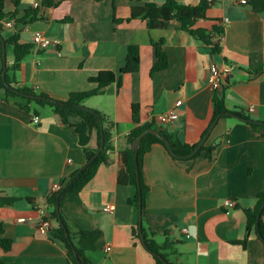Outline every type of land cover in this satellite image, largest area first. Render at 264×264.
Masks as SVG:
<instances>
[{
	"label": "crops",
	"instance_id": "obj_1",
	"mask_svg": "<svg viewBox=\"0 0 264 264\" xmlns=\"http://www.w3.org/2000/svg\"><path fill=\"white\" fill-rule=\"evenodd\" d=\"M200 1L177 0L184 6ZM148 3L163 5L165 0H6L4 42L17 35L21 43L34 44L35 33L52 41L44 49L35 46L23 62L16 74L22 86L66 101L72 93L96 89L90 79L100 72L116 76L115 83L84 102L114 122L113 151L80 192L64 198L60 213L72 231L101 232L94 251L87 253L93 264H156L134 235L139 210L130 204L135 191L127 168L128 137L138 126L133 106L139 108L140 125L153 123L190 146L198 145L216 122L204 144L216 146L212 159L205 154L177 159L161 145L144 156L142 178L149 190L142 227L157 233L159 245L174 242L163 251L172 264H264V244L258 230H247L245 214L264 192V129L252 126L264 128V10L257 11L253 2L212 4L195 29L207 30L213 38L214 27L223 30L214 51L179 30L176 21L165 30L129 21L132 8ZM8 21L12 27H6ZM160 42L168 66L153 73L154 43ZM131 46L139 50L140 69L122 75ZM212 64L232 69L219 91L228 114L263 125L229 115L214 120ZM6 66L14 68V50L7 44ZM16 101H7L0 90V200L15 201L0 205V225L12 241L9 252L0 248V259L4 264H70L65 244L52 234L55 223L50 220L53 228L40 231L38 208L45 206L48 216L52 187L66 184L85 167L84 148L53 108L33 107L40 119L34 124L36 115L20 109ZM176 109L178 120L166 125L155 121ZM87 148L98 149L96 132ZM226 200L236 207H224ZM108 207L112 212L104 211ZM244 240L245 246L236 244Z\"/></svg>",
	"mask_w": 264,
	"mask_h": 264
},
{
	"label": "trees",
	"instance_id": "obj_2",
	"mask_svg": "<svg viewBox=\"0 0 264 264\" xmlns=\"http://www.w3.org/2000/svg\"><path fill=\"white\" fill-rule=\"evenodd\" d=\"M102 1V0H94ZM257 11L264 10V4L261 0H252ZM6 0H0V34L3 32L2 21L7 17L5 13ZM50 5V4H49ZM211 5L207 0H201L197 6H184L180 5L177 0H165L163 5L156 3H148L141 8H132L129 21L140 20L144 22L149 30L154 29H169L172 22L178 23L177 28L188 33L195 39L212 45L214 51L218 50L217 45L212 44V34L204 29H195V25L199 20L206 19V13ZM34 14V13H33ZM128 21V22H129ZM122 22V21H121ZM212 33L223 34V30L214 27ZM7 45H11L14 50V68L7 69L5 80L3 79V67L0 69V90L5 94V99L11 101L16 99V106L26 112H33L34 115H39L33 107L44 108L51 107L54 109L55 114L59 115L62 122L73 128L78 135L79 144L84 148L86 155V165L82 170L72 174L62 189L47 199V209L49 220L55 223V228L52 234L55 238L62 241L66 246L67 257L70 264H93L87 257L89 251H94V244L99 239L101 232L77 230L72 231L68 226L64 216L61 214V220L57 213V207L60 209L64 198L72 193L80 192L96 175L99 167L108 162L109 151H113V131L115 124L100 112L89 109L84 106V102L92 97L100 94V92L107 86L115 83L116 76L111 72H100L98 76L91 78L90 82L97 85V88L89 92H79L70 94L66 101H58L51 98L49 95L40 93L34 89L22 86L16 79V74L19 72L23 62L33 53L35 48L34 44H23L20 42L19 36H13L5 39ZM157 55V63L152 69L153 73L163 71L167 68V57L162 51V42L154 43ZM0 65H2V42L0 38ZM140 69V54L136 47H129L127 53L126 64L120 71L123 74H134ZM12 74V75H11ZM9 86V87H7ZM14 89V90H13ZM32 96V97H30ZM214 120L226 118L228 109L226 108L225 98L220 92H216L214 99ZM133 120L138 125L128 137V159L127 168L130 176V184L134 188V196L130 199V204L134 205L139 210L140 204L142 212L146 208V195L149 188L144 183L142 178V163L144 156L150 152L154 145H161L169 153L166 145L157 137L149 134L145 136L141 142V147L138 151V156H135V151L132 147L133 142L137 137L149 129L160 130L162 128L155 126L153 123L140 125L139 121V108L133 106ZM256 130L264 129L258 125H252ZM96 132L98 136V149L90 150L87 148L93 133ZM162 136L170 142L175 154L181 157L189 155L198 145H187L177 141L174 136L161 131ZM103 143V150L99 153ZM216 150V146L203 145L200 151L191 159H196L202 154L208 159H212ZM171 155V154H170ZM136 163H138L139 180L137 176ZM14 200H0V205L14 204ZM264 205V192L257 195L256 204L253 209H246L245 214L247 217V230H257L258 218L261 207ZM264 209L261 213L259 222V234L263 239L264 244ZM68 235H66V232ZM145 237L144 246L153 255L156 264H165L169 262L164 250L170 248L174 242L166 240L163 245H159L154 237L157 233L153 230L147 232L143 227L141 229ZM134 235L141 239V232L139 229L134 231ZM169 237V236H167ZM245 246L246 241L236 242ZM12 247V241L4 237L3 229L0 225V248L4 252H9ZM161 257V258H159ZM0 264L4 262L0 259Z\"/></svg>",
	"mask_w": 264,
	"mask_h": 264
},
{
	"label": "built area",
	"instance_id": "obj_3",
	"mask_svg": "<svg viewBox=\"0 0 264 264\" xmlns=\"http://www.w3.org/2000/svg\"><path fill=\"white\" fill-rule=\"evenodd\" d=\"M208 3L210 5L214 4L217 0H207ZM222 2H231V3H234L236 5H240V6H248L250 5V3L252 2V0H220ZM264 1V0H263ZM39 6V3H36L35 4V7H38ZM13 22L12 21H8L6 23V27H12L13 26ZM223 34H216L215 37L212 39V44L213 45H218L222 39H223ZM33 42H34V45L38 48H41V49H44V48H47L49 47L51 44H52V41L47 38L46 36H44L42 33H35L34 36H33ZM232 69L231 68H228V67H224V66H220L218 64H212L209 68V76H210V79H211V86H212V89L215 91V92H219L220 90H222V88L226 85L227 83V79H228V76L229 74L231 73ZM249 111L250 112H253L254 111V107L251 106L249 108ZM179 118V111L176 109V110H173L167 114H160L158 115L156 118H155V121L161 125H166V124H170L176 120H178ZM40 121L39 117L38 116H34V119H33V123L34 124H38ZM110 153V152H108ZM63 185L58 183V184H55L52 189H51V192H50V196L53 195V194H56L58 193L61 189H62ZM224 207L226 208H230V209H233L236 207V203L232 200H226L224 202ZM38 211H39V216H40V223H39V229L40 231L42 232H46V231H49L53 228L52 226V223L51 221L48 219V216L46 214V210H45V206H40L38 208ZM105 212H112V207H108V208H105L104 209ZM21 222H24V220H21ZM186 233L187 230H185ZM108 251L111 250L110 247L107 248Z\"/></svg>",
	"mask_w": 264,
	"mask_h": 264
},
{
	"label": "water",
	"instance_id": "obj_4",
	"mask_svg": "<svg viewBox=\"0 0 264 264\" xmlns=\"http://www.w3.org/2000/svg\"><path fill=\"white\" fill-rule=\"evenodd\" d=\"M0 38H1V42H2V54H3V63H4V67H3V79L5 80V76H6V73H7V66H6V44H5L4 39L2 38L1 34H0ZM7 87H9V86H7ZM13 90H14V89H13ZM30 97H32V96H30ZM227 115H229V116H231V117H233V118H235V119H237V120H239V121H242V122L256 123V124L263 125V124L260 123V122H255V121H251V120H248V119H244V118H241V117H239V116H237V115H233V114H227ZM56 118H57V120H59V119H60V116L57 115ZM215 124H216V122H214V124L212 125L211 129H210L209 132L206 134V136L203 138V140L198 144V146H197V147H196V148H195V149H194L189 155H187V156H185V157H181V156H178L177 154H175L173 148L171 147L170 142L167 141V140L162 136V134H161L162 129L157 130V131H156V130H153V129H149V130L145 131L143 134H141L139 137H137V138L135 139V141L133 142L132 147H133V149H134V151H135V156H136V157L138 156V151H139V149H140V147H141V142H142L143 138H144L145 136L151 134V135H153V136L159 138V139H160V140L166 145V147H167V149L169 150V153L171 154L172 157L177 158V159H184V158H186V159H190V158H193V157H194V156L200 151V149L202 148V146L205 144V142H206V140H207L209 134L211 133L213 127L215 126ZM102 150H103V143H102V145H101V148H100L99 153L102 152ZM136 170H137V176H138V180H139L138 163H136ZM263 209H264V205L261 207V210H260V212H259L258 226H257L258 235H259V238H260L261 241H263V239H262V237H261L260 234H259V222H260L261 213H262ZM57 213H58V216H59L60 221H62V220H61L60 209H59L58 207H57ZM141 229H142V207H141V204H140V208H139V230H140V232H141V240H142V242H143V244H144V242H145V237H144V235L142 234ZM65 232H66V235L69 236V235H68V232H67V231H65ZM159 258H161V257H159ZM164 262H165V264H168L166 261H164Z\"/></svg>",
	"mask_w": 264,
	"mask_h": 264
}]
</instances>
